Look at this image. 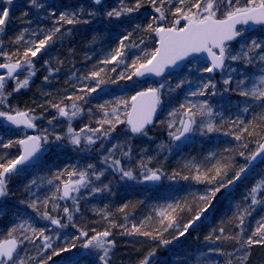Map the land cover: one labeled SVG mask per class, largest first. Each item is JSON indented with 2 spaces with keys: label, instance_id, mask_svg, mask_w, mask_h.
I'll return each instance as SVG.
<instances>
[{
  "label": "trees",
  "instance_id": "1",
  "mask_svg": "<svg viewBox=\"0 0 264 264\" xmlns=\"http://www.w3.org/2000/svg\"><path fill=\"white\" fill-rule=\"evenodd\" d=\"M37 3L43 7L30 6L29 0H13L11 5H7L6 0H0V8L9 9V19L2 26L3 32H0V55L8 47V51H13L14 56H21V61L30 60L35 72L29 79V84L19 91H14V80L5 82L4 95H8L11 100L9 105L14 110L41 114L43 118L51 120L55 105L71 102L82 96L83 99L77 100L83 105V121L97 126L105 119L112 120V115L105 117V112L109 113L119 101L130 99L142 89L140 84L144 86L155 80H145L147 82L144 83L134 76L131 80L127 79V75L132 72L128 66L134 61L137 65L143 62L147 58L145 53L156 48L157 35L148 30V25H170L171 13L177 6V0H165L161 9L166 16L164 21L159 19L160 13L155 11L152 0H141V7L137 11L119 18H110L106 12L113 8L119 10L122 6L134 7L136 0H105L100 6L88 0H37ZM159 5L160 0H156V6ZM91 11L97 14L88 15ZM61 13H75L81 22L67 24L59 21ZM55 27H59L61 31L53 37V41L35 57L29 55L25 58L24 52L30 47L34 50L35 44ZM256 32L246 34L243 37L245 42L253 40ZM125 36L127 39L123 40L124 47L121 48V39ZM246 43L242 45L245 46L243 49L246 48ZM235 45L239 46L240 40ZM115 49L123 55L112 63H101L109 59ZM7 60L9 59L5 56L0 58V62ZM258 61V58L253 59L250 67L258 65ZM113 68L115 71H112ZM93 71H100V76L85 80L84 77ZM121 75L125 78L120 79ZM45 76L48 77L47 81ZM97 79L104 81L97 92L79 91L85 84L94 86ZM182 90L183 88L179 92L182 93ZM178 97H181L179 93L176 98ZM245 100L243 96L238 99L240 104L243 102L242 105L247 102ZM101 105L104 107L101 108ZM250 107L258 116L253 120L251 118V123H248V119L243 120V114L240 117L242 120L236 118L232 113L233 107L226 103L221 109L228 118L221 116L228 119V127L225 125L227 120L222 122L219 119L215 123L218 131L203 137L189 139L183 144L166 139L165 145H177L169 150L154 151L151 141L138 136L140 138L137 145L130 152L133 165L137 167L143 162L152 170L159 169L162 172L160 184L151 186L138 178L137 184L132 187L129 178L122 179L119 174L106 172L98 186L108 187L101 193H86L81 197L75 209L71 210L72 222H68L67 214L63 212V208L69 207L71 201L60 199L61 192L57 188L70 170L68 167L79 161L78 157L68 150L63 156L58 153L49 156L39 166H26L25 168L32 166L31 170L25 175L21 174L20 178H12V181L8 179V196L0 200V241L9 237L11 232V236L21 246L27 243L32 253L29 264H64L59 262V258L68 257L69 253H65L63 249H73L71 245L79 242L80 239L76 237L81 231L88 232L89 236L103 231L110 232L106 239L114 243L109 246L107 264H141L153 251L149 264H264V242L259 241L264 231L257 232V228L264 224V190L258 192L255 205L250 198H246L254 186L264 181V159L234 184L222 187L211 198L210 205L209 200L200 199L218 185L232 180L253 153V142L260 143L264 139V104L258 100ZM123 109L119 114L122 121L126 120V109ZM118 124L120 123H104L103 128L110 129ZM166 127L164 122L160 134L171 129ZM245 128L247 131H244ZM20 133L0 125V158L4 162L15 159L19 154V139L15 137ZM229 135H239L240 139L229 142ZM241 152L244 156L240 155ZM197 168L202 177L199 181L194 178ZM217 170L220 171L219 175ZM46 199L48 202L45 205ZM36 201L39 202L32 208L30 205ZM167 205H172L175 209L174 212L168 210L176 222L172 227H167V221L160 223L159 213ZM205 207L207 211L202 213L201 219L184 236L175 239L183 226ZM45 212L60 219L62 225L68 223V229L52 225L44 217ZM32 229H36L35 234ZM41 229L52 237L51 248L47 250L44 249L43 238H37ZM144 232L151 235H143ZM208 237L211 239H207ZM248 239H252L254 243L246 244ZM162 240H169L171 243L165 245ZM99 256L91 251L89 255L81 252L71 263L103 264L98 259Z\"/></svg>",
  "mask_w": 264,
  "mask_h": 264
},
{
  "label": "snow or ice",
  "instance_id": "2",
  "mask_svg": "<svg viewBox=\"0 0 264 264\" xmlns=\"http://www.w3.org/2000/svg\"><path fill=\"white\" fill-rule=\"evenodd\" d=\"M92 4L100 5L102 0H91ZM165 0H160V5L156 6V0H152V3L155 7V11L160 13L159 19L161 21L166 20L165 13L161 11ZM13 0H6L7 5H11ZM30 6L40 7L42 8V4H38L37 0H29ZM225 7V11L221 12V6ZM238 0H190V2H186V0H177V6L175 10L172 11L171 15L173 17L171 26H165L164 24H158L156 27H153L152 24L148 25V30L155 32L158 36V47H156L150 53H145L146 59L143 62H140L138 65L134 61L130 67L132 72L127 75V79L131 80L133 76L143 77L145 74H154L155 76H163L166 69L170 67L178 66V62L185 60L186 58L192 56L193 54L206 52L211 57V65L208 67H204L203 71L212 73L216 69L223 68L225 58H226V47L227 42L234 41L238 37L242 36V31L237 29V25H247L249 22H253L255 24H264V0H247V4L244 6H237ZM141 7V0H136L134 7L122 6L119 10L113 8L111 11L106 12L108 17H116L119 18L124 14H130L134 11H137ZM81 11H83V6H81ZM219 13V14H218ZM97 13L91 11L88 13L90 16H95ZM54 15V13H53ZM9 19V9L7 7L0 8V32H3V27L6 23V20ZM59 21H63L67 24H75L80 23L81 21L76 18V14L72 13L69 15L68 13H61L59 16ZM181 21H183V25H181ZM87 22V21H84ZM139 27V25H137ZM60 28L55 27L50 30L48 34L44 36L43 39L39 40L35 46L34 50L32 47L28 48L24 52V57L27 58L29 55L31 57H35L41 49L45 48L49 42L53 41V37L60 33ZM127 39V36L121 39V48L124 47L123 40ZM251 44L255 48H260L261 45L257 43V41L252 40ZM214 49L218 51H214ZM123 55V53L119 50L115 51L109 59H105L101 61V63L108 64L112 63L117 59L118 56ZM245 57L248 59V62L251 63V57H248L245 54ZM231 60H237L240 57L237 55L228 53V57ZM260 59L264 61V56H261ZM25 64L31 69L32 64L30 60H25ZM21 65L19 62L16 64H0V68L7 69V73L9 77H12V73L16 71V69L20 68ZM51 71V70H50ZM100 71H103L102 69ZM100 71H93L89 73L88 76L84 77L85 80H89L92 78H98L100 76ZM115 71V68L112 69ZM35 72L30 71L29 77L34 76ZM123 75L120 76V79H124ZM46 81L48 77L44 78ZM115 82V81H113ZM104 83L102 79H97L94 86L89 87L87 84L84 85L82 89L79 91H86L87 93H95L100 88V86ZM184 81L178 82L177 87H182ZM225 84L231 83V80H225ZM247 81L241 80L239 82L240 85H245ZM18 87L14 88V91H19L21 87H26L29 84V79L25 78L22 82L17 81ZM165 87L163 83L159 85V87H148L145 90L138 91L135 95L131 96L129 100L119 101V104H122L126 109L124 115L126 116V123L130 126L131 132L133 133H143L144 129L147 125L153 122V117L157 112L158 108L162 104L161 100V91ZM209 87L215 88V84L211 81L204 83L202 86L196 88L195 90L190 91L191 96L197 95H207V89ZM4 76L0 75V103H4L6 97L4 95ZM239 94L249 99H255L259 101H264V75H260L258 80L253 81L251 85L247 88L240 87ZM215 95V92L212 93ZM71 99V97H68ZM77 99H83L82 96H78ZM57 107L60 116L68 117L71 119L72 117H76L82 111V109L76 104L73 103L71 106V113L65 108H60L59 105H55ZM101 108L104 105L100 106ZM181 108H185L186 110L182 114V118L179 120L180 128L176 129L175 132H170L169 135L176 141H180L182 138H185L187 134L193 132L196 127H200L201 131L210 134L214 131H218L216 124L213 120L214 110L207 103V101L196 105L189 104L188 106L181 105ZM196 111H193V109ZM249 109L246 107L244 111H248ZM119 111L118 108L112 109V120L105 119L101 121V128L97 129H89V131L93 132L96 135L97 139L107 137L110 135V132H103L102 127L104 123H108L109 125H113V123H124L125 121L120 120L119 115L117 114ZM105 117L109 115V113L105 112ZM170 116H175V112H170ZM200 117V124L197 125L196 117ZM0 118H6L7 121L11 122L14 125H24L27 128H34L35 125L32 123L31 119L28 118L27 113L17 112L15 115L10 114L9 112L0 111ZM204 118H207L205 121ZM172 127L173 125L170 123L169 125ZM233 126H235V121H233ZM114 130V127L111 129ZM81 131H84L81 129ZM247 131V128L244 129ZM70 143L75 146H79L81 144V136L79 133H75L74 130L69 127L68 128ZM56 140L62 139L60 136L55 137ZM89 145H93L97 142V139H94L93 136H86L84 138ZM236 139L239 140L240 136L237 135ZM42 141L44 143L48 142L47 136H27L24 139H20L18 141L19 145L22 146V152L15 159L7 160L5 162H0V198H3L8 195L7 192V178L10 174L18 171L17 166L23 165L33 158L37 157V154L41 151ZM10 145H5L8 147ZM116 151V146H113L112 149L109 150V154L103 156L102 162L104 164H108L114 171H117L121 174V178H129L134 179V174L132 170H125L121 165V161L119 159L114 158V153ZM129 152L124 153V155H129ZM241 156H244V153H240ZM264 155V144H259L257 150L251 154L247 158V163L249 167H242L236 172L235 176L232 180H228L226 183L218 185L214 189L210 190V192L201 197V200H210L214 198L216 193L221 190L222 187H227L231 184H234L235 181L241 178V175L246 173L252 165V162ZM110 162V163H109ZM145 169L143 174L144 181L157 182L162 179V172L159 169H147V166L141 162L140 165ZM89 169H93L94 165H88ZM220 174V171L217 170V175ZM69 177H77L76 179H69L68 181L63 182L62 185V194L60 195V199H68L71 197L73 192L79 193L81 188H87L91 183L89 179V173L86 171L70 172ZM104 175V171L93 172L92 176L95 177L96 180H100V178ZM176 175V174H174ZM196 180H201L202 177L199 174V169L197 168V175L194 177ZM207 179V177H204ZM187 179V177H184ZM214 179V177H213ZM211 182V181H209ZM35 183V181H33ZM51 183V181H49ZM108 185H104L103 188L96 187L92 189V193L102 192L106 189ZM260 190H264V181H261L259 184L254 186L248 197L251 199V203L255 205L257 203V194ZM57 191L60 192L61 189L57 188ZM55 197H53L54 199ZM36 202H33L30 206L32 208L36 207ZM48 200L44 201L45 205ZM78 204V201H75ZM175 211L172 205H167L164 210H161L159 215L161 217L160 223L164 224L167 221V227H172L175 225L174 216L170 211ZM79 209L77 208V211ZM207 211V207L202 209L200 212H197L196 215L189 220L184 226L183 229L179 232V235L175 237V239H179V237L184 236L189 228H191L197 221L201 219V215L203 212ZM63 212L67 214V218L69 221L72 220L71 209L68 207L63 208ZM44 217L49 219L52 225H56L59 227H64L66 225L61 224V220L57 218H53L49 213L45 212ZM241 227L243 226V218L240 220ZM23 228V225H21ZM133 228L139 231L135 225ZM167 230V229H165ZM264 231V224H262L259 228H257V232ZM33 234L36 233V229H32ZM223 232V229H221ZM12 233H9L11 236ZM110 235V232L103 231L96 233L89 237L88 232L81 231L80 235L76 237V239H81L86 237L84 240L82 247L86 250L88 249H97L103 253L100 255L98 259L103 262V264H107L106 258L109 254V246L113 244V241H109L106 238ZM143 235H151L149 232H144ZM27 238V237H25ZM37 238H43L44 241V249L47 250L51 248L52 237L45 235L43 229L39 230V235ZM59 237L57 236V239ZM207 239H211L208 237ZM162 243L167 245L171 243L169 240H162ZM246 244L250 245L254 243L252 239H248L245 241ZM72 247H76L73 243ZM17 241L16 239H8L3 242H0V264H23V258H18L15 253L17 251ZM65 248L63 251H67ZM55 255H59L58 252H54ZM154 255V251L150 252L141 264H149L151 257ZM51 259V257H49ZM38 264H46V262H38ZM79 264V262H77Z\"/></svg>",
  "mask_w": 264,
  "mask_h": 264
},
{
  "label": "rangeland",
  "instance_id": "3",
  "mask_svg": "<svg viewBox=\"0 0 264 264\" xmlns=\"http://www.w3.org/2000/svg\"><path fill=\"white\" fill-rule=\"evenodd\" d=\"M246 4H247V0H238L237 6H244ZM225 10H226L225 7L222 5L221 12ZM172 19L173 17L170 19V25H167V26H171ZM240 31H242L243 33L242 36L239 37L240 45L239 46L235 45L237 43L236 42L235 44H233L234 46L229 45L226 47V52H227L226 58H225L226 64L221 71L217 73L204 72L203 68L208 67L210 65L204 62L201 58H196L192 60L191 62H189V64L179 74H171L170 76L166 78L155 79L152 82H147L148 80L144 81V83L147 82L146 84H144V86L143 84H140L142 88L140 90L147 89L148 87H159L161 83L165 85V87L161 91L162 104L160 106L159 116L156 119L154 126H152L146 132L141 134V136L144 139H146L147 141H151L153 145L152 149L154 151L169 150L170 147H173L171 145L170 146L165 145L166 144L165 142H167L166 139L168 141H172V137L169 135V133L175 132L176 129L180 128L179 120L182 118V114L186 110V107L181 108L180 107L181 105H185V106H188L189 104L199 105L207 101V103L214 110V116H213L214 122L218 123L219 119L222 120V122H225L223 120H227V122L225 123L227 127L229 126V124H227L228 119H224L222 116L225 115V118H228V117L226 116L227 115L226 112L221 109L222 107L226 105V103H228V105L231 106V108L233 107L234 110L232 111V113L238 119L242 117L241 114L245 115L244 117L245 119L243 120L248 119V123H251L250 121L251 118L252 120L254 118H257L258 115H256L254 109H253L254 111H252V108L250 107V105H252V103L258 102V100L249 99L243 96V99L244 100L246 99L245 101L247 102L246 103L244 102V105H242L243 102H241L240 104V101H238V99L242 98V96L239 94L240 87L247 88L251 85L253 81L258 80L260 75H264V61L260 59L261 56H264V27L260 28L256 32V36L253 38V40L257 41V43L261 45L260 48L253 47L251 44L252 40L249 43H246L245 38L243 37L247 33L245 30H240ZM249 34H252V33H249ZM245 43H246V48L243 49V47L245 46H242V45H244ZM117 50L118 49H115V51ZM228 53L237 55L240 58L237 60H231L230 58H227ZM245 54H247L248 57H251L252 61L253 59L258 58L259 61L256 62V64L258 65L255 64L256 65L255 67L253 68L250 67L251 63L248 62V59L245 57ZM4 56L9 59L7 61H12L15 63L19 62L21 65L18 75L13 79L14 82L16 83V87H18L17 81L22 82L25 78H28V79L31 78L29 77V72L33 71L32 67L30 69L25 64V60L21 61L22 58L20 55L14 56L13 51H8V47H7L6 51L1 52L0 58ZM10 58H13V60H10ZM0 75L4 76V82H6L7 75L1 74V73ZM225 80H231V83L225 84L224 83ZM241 80H245L247 81V83L245 85H240L239 82ZM181 81H184L183 86L178 88L177 83ZM208 81H211L213 84H215V88L213 89L212 87H209L207 89V92H208L207 95H204V96H201V95L191 96L190 95L191 90H195L196 88L202 86L204 83H207ZM182 88H183L182 93H180L179 91ZM105 89L106 88H104L103 90L105 91ZM213 92H215V95H212ZM178 93L180 94L181 97L176 98ZM5 97H6L5 102L0 103V111H5L9 113L16 112L17 110H14L13 106L9 105L11 100L8 97V95L5 94ZM126 100L130 101V99H126ZM260 102L264 104V101H260ZM73 103H76L81 109L83 108L82 103L79 102L77 99H74L71 102L67 101V103L64 102L60 104L59 107L65 108L66 110L69 111V113H71V110H72L71 106ZM242 106H244V108ZM246 107L249 109L247 112L244 111ZM115 108L119 109L117 113L118 115L121 114L124 110L123 109L124 106L119 103H117V106ZM52 111L53 112H52L51 120L43 118L41 114L34 115V114L28 113L31 119L35 123V126H36L35 134L41 137L47 136L48 138L47 143H44L42 141L41 153L33 164H36V166H39L40 163L42 164L43 162H45L49 156L51 155L53 156L55 153H58L60 154V156H63V154L68 150H71L73 154L78 157L79 161L74 162L71 167H68L70 170L65 174L63 181L59 183V188L61 189L63 182L68 181L69 179L74 180L77 178V177L70 178L68 175L70 172H77V173L81 171L88 172L91 183L89 184L87 188H81L79 193L73 192L71 194V197L69 200L71 201V203H70V206L68 207L69 209L71 210L75 209V206L77 205L75 201H79L81 197H83L86 193H88L89 195H92L93 194L92 189L99 187L98 184L101 182V179L103 178V176L100 178V180H96L95 177L92 176L93 172L104 171V173L111 172V173L121 175L119 172L114 171L108 164H104L102 162L103 156L108 155L109 150L112 149L113 146H116L114 158L119 159L121 161V165L124 167L125 170L133 171L135 178L130 179L131 186L134 187V184H137L138 178L141 180V182L142 181L144 182L143 174L145 172V169L142 168L141 166L135 167L133 165L130 154L124 155V153H127L129 149L132 150L137 145L136 142L140 138V137L138 138V136L140 135L134 136L129 132L128 127L126 126L125 122L124 124L120 123L118 125L113 126L114 130H111L113 127H111L110 129L109 128L104 129L102 127V131L110 132V135L107 137L97 139L96 135H94L93 132L89 131V129L101 128V125L92 126L90 123H86L85 121H83V118H82L83 109L79 113V115H77L76 117H72L71 119H69L68 117L60 116L59 111L57 107L55 106L52 109ZM193 111H196V109L194 108ZM170 112H175L176 115L170 116L169 115ZM111 113H112V110L109 111L110 115ZM204 119L205 121L207 120V118H204ZM196 120H197V125H199L200 117L197 116ZM240 120L242 119L240 118ZM164 122L168 128L170 127L169 126L170 123L173 126L170 127L171 128L170 130L168 129L167 131L168 133L166 132V133L160 134L162 130V125ZM69 127H71L75 133H79V135L81 136V144L79 146H75L70 143V138H69V133H68ZM81 129H83L84 131H81ZM20 132H21L20 135L19 136L17 135L15 137V138H18L19 140L27 136V134L24 131L21 130ZM205 134L206 133L201 131L200 127H196L195 130L191 132L190 139H194L196 137H203ZM7 136H11V134H7ZM56 136H60L62 137V139L56 140L55 139ZM86 136H93L94 139H97V142L93 145H89L87 141L84 139ZM235 139H236L235 135L234 136L229 135L228 137L229 142L235 141ZM253 143L254 144L251 147L254 152L256 148L259 146V142L255 143L254 141ZM178 144H182V143H178ZM176 146L177 145H175L173 148H175ZM166 152H169V151H166ZM17 156H19V154ZM0 162H4V159L0 158ZM82 162H86V164ZM90 164L94 165L93 169L88 168V165ZM31 167L32 166L27 167V168L23 167L20 170L10 174V176L7 178V181L8 179L12 181V178H18V177L20 178L21 174L25 175L27 171L31 170ZM71 168H73L74 170H72ZM147 169H151V167L147 166ZM151 186H155V185H151ZM98 193H101V192H98ZM98 193H95V194H98ZM7 196L0 198V200H4V198H6ZM72 221L73 219L71 221L68 220V222H72ZM65 227H66L65 230L68 229V223H66ZM45 235L47 234L45 233ZM85 239L87 238L86 237L81 238L79 242L75 244L76 247H73V249L69 248L67 251H65V253L66 252L69 253L68 257L60 256L59 262H62L64 264H72L71 263L72 259L74 261V259H76L81 252L89 255V252L91 251L96 256L103 255V253L97 249H88V250L84 249L82 247V244ZM259 241L260 243L264 242V234L261 235V238ZM42 242L44 243L43 240ZM16 256L18 258H23V264H29V261L31 260L30 257H32V253L30 252V247L28 246L27 243L23 244V246H21L20 244V249ZM106 260L108 259L106 258Z\"/></svg>",
  "mask_w": 264,
  "mask_h": 264
},
{
  "label": "water",
  "instance_id": "4",
  "mask_svg": "<svg viewBox=\"0 0 264 264\" xmlns=\"http://www.w3.org/2000/svg\"><path fill=\"white\" fill-rule=\"evenodd\" d=\"M88 1H91V0H88ZM103 2H104V0H102V3H103ZM102 3H101V4H102ZM101 4H100V5H101ZM96 6H99V5H96ZM261 25H264V24H255V23H253V22H249V24H247V25H243V24H241V25H237V29H239L240 27H247V28H248V29H247V32H252V31L256 30L257 28H259ZM237 39H238V38H237ZM237 39H236V40H237ZM236 40H234V41H230V42H227V44L234 43ZM1 47H2V42H1V35H0V49H1ZM157 47H158V36H157ZM214 51H218V50L214 49ZM198 56L202 57L207 63H209V64L211 65V57H210L206 52H202V53L193 54L192 56L186 58L185 60L178 62V66H176V67H170V68L166 69V71H165V73H164L163 76H155L154 74H145V76H143V77H137V76H135V78L138 79V80H140V81H142V80H146V79H153V78L161 79V78H163L164 76H167V75H169V74H171V73L181 71V70L185 67V65H186L190 60H192V59H194L195 57H198ZM0 64H16V63H15V62H12V61H8V62H1ZM224 64H225V62H224ZM221 69H222V68H220V69H216V70H214L213 72H214V73H217V72H219ZM19 71H20V68L16 69V71L12 73V77H9V75H8V73H7V69H5V68H0V73H1V74H6L9 80L14 79V78L18 75ZM141 91H142V90H141ZM19 112H20V113H26L25 111H19ZM16 113H17V112L10 113V114L15 115ZM159 113H160V107L158 108L157 112L155 113V115H154V117H153V122L145 127L144 132H145L148 128H151V127L155 124V121H156L157 117L159 116ZM28 118H29V117H28ZM32 123H33V122H32ZM125 123H126V121H125ZM33 124H34V123H33ZM3 125H4L5 127H8V128L14 129V130L24 129L27 133L30 134L29 136H38L37 134H34V133H33V131L35 130V127H34V128H27V127H25L24 125H19V126H18V125H14V124H12L11 122L7 121L6 118H4V120H3ZM34 125H35V124H34ZM126 126L128 127V130H129V132H130L132 135H134V136H138V135L142 134V133H133V132H131L130 126H129L127 123H126ZM189 138H190V133L187 134L186 137H185V138H182L180 141H176V140H174L173 138H172V141H173V142H176V143H184V142H186ZM260 144H264V141H262ZM20 147H21V151H20V154H21V152H22V146L20 145ZM39 153H40V152H39ZM39 153L37 154V157H38ZM20 154H19V155H20ZM37 157L33 158L31 161H29V162H27V163H25V164H23V165H18L17 168H20L21 166L28 165V164L32 163ZM263 158H264V155H262V156H260V157H257V159H256L255 161L252 162V165H251V167L249 168V170H248L246 173H244V174L241 175V178H242L244 175H246V174H247V173H248V172H249V171H250L255 165H257V164H258ZM245 167H249V166H248V163L245 165ZM144 182L147 183V184H150V185H158V184L161 182V180H160V181H157V182H151V181H144ZM61 194H62V186H61ZM64 200H65L66 202H68V201L70 200V198H68V199H64ZM8 239H16V238H15V237H8V238H6V239H4V240H2V241H0V242H3V241L8 240ZM16 241H17V245H18V247H17V251H16L15 255H17V253H18V251H19V249H20V243H19V241H18L17 239H16Z\"/></svg>",
  "mask_w": 264,
  "mask_h": 264
},
{
  "label": "flooded vegetation",
  "instance_id": "5",
  "mask_svg": "<svg viewBox=\"0 0 264 264\" xmlns=\"http://www.w3.org/2000/svg\"><path fill=\"white\" fill-rule=\"evenodd\" d=\"M263 27H264V26H263ZM7 80H9V79L7 78ZM20 111H24V110H20ZM16 112H19V111H16ZM25 112L27 113L28 117L31 119V117L29 116L28 112H27V111H25ZM12 113H14V112H12ZM3 120H4V118H0V125H1L2 127H4L5 129H10V128L5 127V126L3 125ZM31 121L34 123V121H33L32 119H31ZM34 124H35V123H34ZM35 128H36V126H35ZM22 131H24L25 133H27L24 129H23ZM23 167H26V166H23ZM23 167L18 168V170H20V169L23 168Z\"/></svg>",
  "mask_w": 264,
  "mask_h": 264
}]
</instances>
